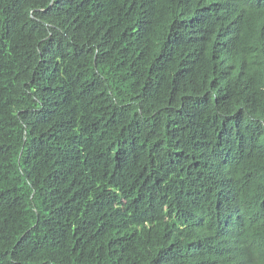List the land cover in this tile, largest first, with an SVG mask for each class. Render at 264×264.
<instances>
[{
  "label": "trees",
  "instance_id": "16d2710c",
  "mask_svg": "<svg viewBox=\"0 0 264 264\" xmlns=\"http://www.w3.org/2000/svg\"><path fill=\"white\" fill-rule=\"evenodd\" d=\"M0 264H264V0H0Z\"/></svg>",
  "mask_w": 264,
  "mask_h": 264
}]
</instances>
